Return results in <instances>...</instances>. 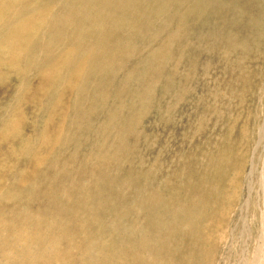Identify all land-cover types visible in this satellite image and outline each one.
<instances>
[{"label": "rangeland", "instance_id": "1", "mask_svg": "<svg viewBox=\"0 0 264 264\" xmlns=\"http://www.w3.org/2000/svg\"><path fill=\"white\" fill-rule=\"evenodd\" d=\"M165 2L151 0L142 32L75 42L49 71L26 52L47 60L58 50L76 26L67 8L57 15L48 0H0V161L21 166L1 188L16 209L0 217V264H248L264 247V0H255L256 21L235 6L180 21V0L167 10ZM88 6L81 11L93 13ZM121 14H111L115 28L126 24ZM101 76L112 80L99 88ZM39 174L55 196L35 184ZM37 213L58 235L22 231ZM196 223L201 235L180 250H158Z\"/></svg>", "mask_w": 264, "mask_h": 264}, {"label": "bare ground", "instance_id": "2", "mask_svg": "<svg viewBox=\"0 0 264 264\" xmlns=\"http://www.w3.org/2000/svg\"><path fill=\"white\" fill-rule=\"evenodd\" d=\"M94 1L97 2L101 8ZM174 1L175 0H166L165 9L166 10L169 9L171 3L174 2ZM48 3L50 5L51 10H53V12L55 14H57V15H62L63 12H64V9L67 8V11H68L67 12L68 26H72L70 24L71 22H76L75 28L73 27L74 28L73 29L74 32L71 31V34L63 36L58 41V43L56 45V48L58 50L54 54H52L47 60H42L37 55L36 52H34L33 54L31 53V51H27L26 52L27 53V59L29 61H31L33 64L42 65L44 69H47L49 71L52 68H54L59 63V60H67L66 50L70 49L72 47L71 45L73 43L79 42L83 46L84 45H88V44H92V43L96 42L97 40L103 39L106 36H108L111 33V31H112L113 35H118V36L120 35V36H123V37L125 35H126L125 37H129L131 35V33H136V34L140 33L144 29H146L143 26L145 25V23H148L147 21L149 20V18L154 16V13H155V10H156V5L151 3V0H137L135 2V4H134L135 7H136V11H134L133 13H128V10H130L133 7L132 0H109V1L108 0H83V2L81 3L80 6H83V9H84V7H86L88 5L90 7H93L94 8L93 13H89V11H87V10L84 11L85 9L83 10L84 12L81 11L82 9L80 8V6L72 7V8H70V6H65V5H67L69 3L68 0H48ZM233 6H235V8L237 9L239 18L244 17V14H247V11L249 12L248 14H250V18L253 21H256L258 19V17H259V13H258V10H257V4H256L255 0H245V4H242V2H240V0H201V4L198 5V6H196L195 0H180V2H179L180 21H190L191 18L195 15V13L197 11H202L204 13H208V14L214 15L217 12V10L228 11V10L232 9ZM62 7H64V8H62ZM123 9L125 10V12H124ZM88 10H91V9H88ZM117 10H121L122 11V14L117 16V17H119V20H120V17H122V19H125V21H126L125 23L126 24L124 26H122V27L120 26L118 28H115L116 25L114 26V24H112L110 21L112 19L116 18V17H113L111 14L114 11H117ZM133 14H135V15L133 16ZM124 16H126V17H124ZM85 17L88 18V19H86V22H84L85 21L84 20ZM175 18H176V15H175ZM156 19H155V21H156ZM73 24H75V23H73ZM257 26H259V25H257ZM113 27H114V29H113ZM16 30L12 34V36H11L10 40L8 41V43H12L14 41V34H15ZM135 38H136V36H135ZM134 41H137V40H134ZM23 42H24V40H22L19 43L14 44L13 46H10L11 50L13 52H19ZM228 42H230V40H227V43ZM133 44H135V43H133ZM136 44H137V42H136ZM132 49L133 50H137V48H132ZM142 49H143V47H142ZM138 50L141 51V49H138ZM131 53H132L131 51L123 53L119 57V60L117 61V64L121 63V67L124 66V64L126 63L128 58L131 56ZM138 58H140V54H138ZM149 61H151V60L149 59ZM49 63H50V65H49ZM150 64H151V62H150ZM6 65H7V67H9L11 69H17V71L19 70L17 67L13 66L10 63L9 59L6 60ZM141 68H143V70L145 69L144 66L141 67ZM141 68H140V70H141L140 73L142 72ZM146 70H144V71H146ZM151 70L154 71L153 68ZM75 73L78 74V70H76ZM138 73H139V71H138ZM2 74L3 73L0 72L1 76H2ZM110 74L112 75V73H110ZM146 75L144 76L145 80L149 78V77H146ZM50 76H53L56 80L58 79V76L53 71H51V74L50 73L47 74V79H49ZM153 79H154V77H153ZM104 80H105V77L101 76V77L96 78L94 80V83L97 86L102 83L100 86H98L100 88L102 86L108 85L111 82L112 77L110 79H108L107 81H105V82H104ZM154 82H155V84L157 83V81H154ZM147 83L149 84V81ZM143 86L144 85H142V84L138 85V90L141 89ZM140 104H142V103H140ZM20 119H21V117L19 118V120L16 121V124H18V123L21 124L22 121L20 122ZM21 120H23V119H21ZM13 134L14 133H11V132L7 131V135L12 136ZM49 164H50L49 161L46 162L44 164L45 167L40 168V170L42 171V170L46 169L49 166ZM20 171H21V166L9 165V164H7L4 161H0V200L2 201V206H3V210H2V212H0V217H2V218H3V216H6V215L10 216L8 213L13 214L12 212L16 208L13 206V204L11 202V190L6 189L4 191H1V188L4 185H8V186L12 185L13 182L11 181V177L13 175L17 174V173H20ZM34 182H35V184L37 186H40V187L44 188L48 192L49 195L55 196V192H57V191L55 189H50L47 186L48 179H47L46 176H44L43 174H39L38 176L35 177ZM72 189L74 191L73 193H77L75 191V188H73V186H72ZM261 189H262V186H261ZM64 191H65V189H64ZM67 195H68V197H71V195H69L68 193H67ZM246 201H248V200H246ZM245 206H246V204H245ZM37 215L31 214V215L27 216L22 221V223H23L22 231L25 234H27L28 236H31V237H33L35 235H39L38 237H39L40 240H44L48 236L58 235V230L53 229L51 227V225H50V221L51 220L50 219H47L44 215H42L40 213H37ZM196 227H199V225L197 223L193 224L192 226L187 227L188 229L184 230V234L185 235H183V238H179V239L168 238L167 240L162 241L159 244V246L157 247L158 250L161 251L162 249H165L168 246H169V248L171 247L170 248V253L174 252L173 250H171L172 248L176 249V250H180L178 245L182 244L187 238H194L197 235L198 236L201 235L200 231L196 232ZM204 236L207 237L208 234L206 233ZM7 245H8V243H7ZM40 246H43L44 251H46V249L48 247L44 243H40V244L38 243V247L35 248V250H39ZM247 250H249V249H247ZM245 251H246V247L244 248V253H245ZM177 253H178V257L180 258V262L183 261L184 260L183 257H181L179 252H177ZM206 255H208V254H201V255H196V256L198 258H202V257L205 258ZM151 256L154 259L153 262H155L157 254L156 253H152ZM172 256H173V254H172ZM208 256H209L208 258H210L211 254H209ZM249 256L250 257L247 258L249 260L248 264H264V247L261 246V245L257 246L253 250V253L251 255H249ZM157 257L160 258V256H157ZM162 258H163V256H162ZM188 258H191V256H188ZM191 261H193L195 264H205L204 259L202 261H200V262H196L192 258ZM184 262H189V259H188V261H184Z\"/></svg>", "mask_w": 264, "mask_h": 264}]
</instances>
